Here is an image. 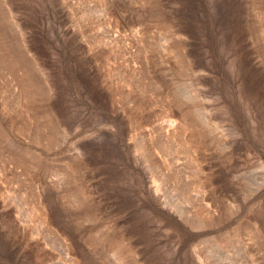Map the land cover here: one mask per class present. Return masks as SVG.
<instances>
[{"label":"rangeland","instance_id":"obj_1","mask_svg":"<svg viewBox=\"0 0 264 264\" xmlns=\"http://www.w3.org/2000/svg\"><path fill=\"white\" fill-rule=\"evenodd\" d=\"M0 264H264V0H0Z\"/></svg>","mask_w":264,"mask_h":264}]
</instances>
